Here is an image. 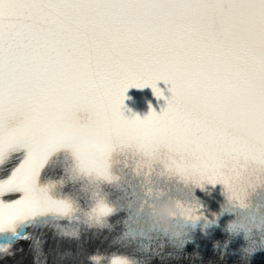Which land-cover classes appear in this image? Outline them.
I'll list each match as a JSON object with an SVG mask.
<instances>
[{
    "label": "snow or ice",
    "instance_id": "snow-or-ice-1",
    "mask_svg": "<svg viewBox=\"0 0 264 264\" xmlns=\"http://www.w3.org/2000/svg\"><path fill=\"white\" fill-rule=\"evenodd\" d=\"M161 81L160 112L124 115L129 89L161 98ZM61 152L71 163L41 184ZM14 155L0 178V264L21 242L32 264H151L223 216L264 244V0H0V170ZM129 175L171 183L177 223L126 205ZM103 231L126 253H90L87 233Z\"/></svg>",
    "mask_w": 264,
    "mask_h": 264
},
{
    "label": "clouds",
    "instance_id": "clouds-1",
    "mask_svg": "<svg viewBox=\"0 0 264 264\" xmlns=\"http://www.w3.org/2000/svg\"><path fill=\"white\" fill-rule=\"evenodd\" d=\"M171 209L175 211V208L172 203H164L157 205V213L161 220L167 222L169 219V216L167 215L168 210Z\"/></svg>",
    "mask_w": 264,
    "mask_h": 264
}]
</instances>
